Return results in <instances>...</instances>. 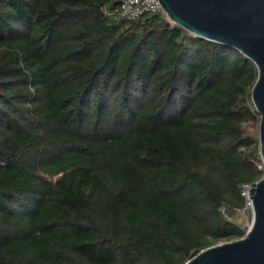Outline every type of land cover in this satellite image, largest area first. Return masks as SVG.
<instances>
[{"label":"trees","instance_id":"obj_1","mask_svg":"<svg viewBox=\"0 0 264 264\" xmlns=\"http://www.w3.org/2000/svg\"><path fill=\"white\" fill-rule=\"evenodd\" d=\"M121 0H0V264H186L246 235L252 61Z\"/></svg>","mask_w":264,"mask_h":264},{"label":"water","instance_id":"obj_2","mask_svg":"<svg viewBox=\"0 0 264 264\" xmlns=\"http://www.w3.org/2000/svg\"><path fill=\"white\" fill-rule=\"evenodd\" d=\"M165 17L191 35L226 46L253 62L252 89L260 115V156L264 165V0H159ZM253 217L241 239L201 251L186 264H264V175L248 190Z\"/></svg>","mask_w":264,"mask_h":264},{"label":"built area","instance_id":"obj_3","mask_svg":"<svg viewBox=\"0 0 264 264\" xmlns=\"http://www.w3.org/2000/svg\"><path fill=\"white\" fill-rule=\"evenodd\" d=\"M162 12L159 0H121V7L118 11H107V16L113 21H135L146 14H155ZM252 185H243L241 188V196L244 201L241 208L222 207L221 213L229 221H233L235 216L242 218L243 227L249 229L253 217V203L251 195L247 194Z\"/></svg>","mask_w":264,"mask_h":264},{"label":"rangeland","instance_id":"obj_4","mask_svg":"<svg viewBox=\"0 0 264 264\" xmlns=\"http://www.w3.org/2000/svg\"><path fill=\"white\" fill-rule=\"evenodd\" d=\"M234 222H236L237 224H241L242 226L244 225L242 218L235 216L233 219Z\"/></svg>","mask_w":264,"mask_h":264}]
</instances>
